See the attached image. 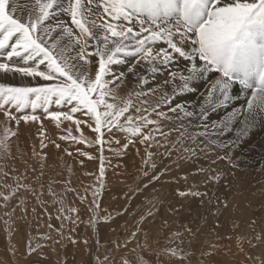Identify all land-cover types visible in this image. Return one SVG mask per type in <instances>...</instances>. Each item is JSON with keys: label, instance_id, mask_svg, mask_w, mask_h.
Returning a JSON list of instances; mask_svg holds the SVG:
<instances>
[{"label": "rangeland", "instance_id": "1", "mask_svg": "<svg viewBox=\"0 0 264 264\" xmlns=\"http://www.w3.org/2000/svg\"><path fill=\"white\" fill-rule=\"evenodd\" d=\"M29 1L22 0L23 3ZM23 3L14 2V7L17 9ZM34 4L35 0L31 7ZM22 16L27 19V15ZM61 18L68 27L75 28L70 16L62 13ZM132 61L128 68L135 64V59ZM0 62H3L2 58ZM116 66L111 67L112 71L119 70ZM128 68L124 72V82L129 74ZM146 72L144 76H147ZM37 79V83H43ZM30 84L23 86H34ZM159 84L165 85L164 82ZM143 86L135 81L121 98L133 90H143L148 93V100L152 95ZM173 93L168 95L171 103L175 101ZM182 96L177 98L181 99ZM153 100L152 104L143 107H155L160 99ZM136 103L139 106L138 100ZM171 103L162 102L158 110L166 108L165 113L175 116V113H169V106L173 107ZM67 106L51 103L48 109L67 112ZM14 112L15 109H12L16 116L35 114L40 119L29 121L37 127L31 133L26 131L23 136L17 131L23 121L19 125L11 121L7 122L8 126H0V136L3 135V128L9 125L16 133L9 137L7 148L0 147V264H218V252L227 256L225 252L230 245H233L238 255L245 247L246 264H253V258L264 253V242L255 238L258 234L264 237V208L261 207L262 212L259 207H251L256 189L264 181V165L246 167L243 178H227V167L221 173L219 169L211 171L212 179L186 178L182 174L192 159H196L207 148L217 147L218 130L209 133L207 138L194 134L195 140L185 137L182 142L179 139L182 131L176 126L177 119L162 120L160 127L168 133L167 138L156 134V141L163 146L154 143L148 147L143 156L148 161L146 163L140 160L142 157L134 160L133 151L136 149L133 147L139 145H133L132 149L129 145L124 148L127 144L125 139L131 142L139 136H129L116 128L108 132L105 128L102 130L103 143H96L97 134L92 131L94 121L84 115L82 118L80 112L73 114L74 119L85 121L80 125L79 132L71 121L68 122L73 124L72 128H68L65 123L57 127L56 122L46 118L42 108L33 112L31 107H27L21 113ZM0 116L4 120L2 112ZM206 118L201 117L197 121L200 122L197 123L200 131L205 129L206 123L201 124V121ZM152 119L158 118L153 115ZM47 122L50 125H46ZM90 124L92 127H89ZM69 129L72 136L78 138L83 133L86 142L71 137L62 139L68 136ZM209 139L216 141V144H210ZM185 147L194 149V152L183 151ZM235 151L236 154L239 152L238 149ZM136 152L139 153V150ZM148 153H152L151 158ZM163 161L170 163L162 166L160 162L163 164ZM223 163L226 165L228 161ZM228 167L232 169L229 163ZM217 176L219 179H215ZM180 192H198L200 195L181 196ZM5 195L9 196L7 201L3 199ZM81 197H84L83 202ZM240 204L244 208L238 209ZM70 209L76 211L71 212ZM141 217H144L142 221ZM260 217L262 221L258 220ZM133 232H136L135 237H132ZM29 246L34 251L29 252ZM169 249H175L176 255H172ZM222 262L219 261L220 264ZM237 264H242V257L237 260Z\"/></svg>", "mask_w": 264, "mask_h": 264}, {"label": "snow or ice", "instance_id": "2", "mask_svg": "<svg viewBox=\"0 0 264 264\" xmlns=\"http://www.w3.org/2000/svg\"><path fill=\"white\" fill-rule=\"evenodd\" d=\"M9 9V0H0V58L3 59L0 73L39 78L43 83L21 87L0 83V112L4 116L0 123L15 121L19 125L21 121H38L40 118L35 114L16 116L12 109L21 113L27 107L33 112L42 108L46 118L56 122L57 127L71 121L79 132L85 121L74 119L73 114L80 112L94 121L95 126L89 127L97 134L96 143H103V129L111 132L116 128L129 136H139L140 142L148 147L154 143L163 146L155 139L157 133L165 138L168 135L161 129L160 121L181 119V113L183 118H191L196 113L180 104L169 107L175 117L159 111L162 102L171 103L167 92L155 107H143L148 104V93L143 90H133L121 98L117 89L124 82L125 74L113 76L111 66L124 63L127 57L135 58L128 73L136 77L140 86L146 83L138 71L140 67L157 72L158 65L167 66L177 56L190 62V66L186 74L170 72L165 85L174 84L178 78L179 87L185 90L189 81L205 73H218L200 105L201 117H206L217 101H228L234 84L250 91L246 109L240 113L234 110L224 121L213 125L221 133L231 129L238 115L243 116L238 121L243 124L238 136L247 131L258 115L264 116V0H67L66 5L64 0H35L26 20L14 14L15 7ZM60 13L70 16L78 32L63 23L46 25V21ZM76 49V55H71ZM110 76L113 78H106ZM150 92L156 95V91ZM51 103L68 105L69 111H49ZM153 115L158 119H152ZM14 135L10 127H4L0 147L7 148L9 137ZM186 135L187 129L180 133L179 139L182 141ZM196 135L207 138L209 133L205 130ZM69 137L86 142L83 133L78 138L72 136L71 129L67 137L61 138ZM208 142L216 144L214 140ZM218 146L230 148V145ZM183 151L194 152V149L185 147ZM151 155L148 153L149 158ZM179 195L200 193L180 192ZM3 199L7 201L9 196ZM135 235L133 232L132 237ZM256 239L264 242L259 234ZM31 251L34 249L29 246ZM169 251L176 255L175 249ZM253 264H264V253L254 257Z\"/></svg>", "mask_w": 264, "mask_h": 264}, {"label": "bare ground", "instance_id": "3", "mask_svg": "<svg viewBox=\"0 0 264 264\" xmlns=\"http://www.w3.org/2000/svg\"><path fill=\"white\" fill-rule=\"evenodd\" d=\"M27 1V0H26ZM32 1L30 0L29 2L23 3L22 0H11V5H10V10L12 7H14V2H20L23 3L19 6V8H17V11L14 13L17 17L22 16L23 15H27V12L29 10H31V6H32ZM65 2V0H64ZM62 13L58 14L57 16L52 17L51 19H49L48 21H46V25H50V26H55L57 25V23H63V19L61 18ZM64 24V23H63ZM65 26H67L66 24H64ZM68 27V26H67ZM70 29H72L71 27H69ZM73 30L76 31V29L74 28ZM59 32V29L57 30ZM54 35H56L54 33ZM166 47V45H162ZM71 55H76L75 51L71 52ZM135 58L134 57H127L125 58V62L126 65L124 66L123 63L121 64H114L113 66H116L119 70L118 71H112L113 75L114 73L116 74H121V70L123 71L122 73L125 72V70L128 68L127 66L132 63ZM135 62V61H134ZM190 66V62L185 61L182 57H178L172 61L171 63H169L167 66L164 65H158L159 71L157 72H151L149 71L147 68L145 67H140L138 69L139 73L142 74L143 76L145 75V71H147V76H144L146 78V83L144 84L143 87L144 90L146 89L147 92H149V94H151L150 90H154L156 91V95L155 96H150V98L148 99V104H152L153 103V99H160V97L167 92L168 95L171 93H173V88H176V91L173 93V99L175 101H172V106L175 107L177 104L183 105L187 110L189 111H194L196 113L195 116L191 117V118H183V114L181 113V119H177V124L176 126L179 127L180 131H184L185 129H187V135L185 137L189 138L192 140V137L195 136L194 134H197L199 132H202V130L200 131V129H198V125L197 122L198 120H200L201 115H200V105L204 103L205 97L207 95V91L210 88L212 82L217 79L218 77V73H205L203 76L196 78L195 80L189 81V87L185 90H181V88L179 87V85L181 84V82L179 81V79L177 78V80L175 81L174 84H169V85H164L162 86L161 84H159L160 82H164L167 78H168V74L170 72H178V73H185L186 74V69L187 67ZM127 67V68H126ZM126 68V69H125ZM121 69V70H120ZM127 73V72H126ZM128 74V73H127ZM126 75V74H125ZM115 76V75H114ZM111 79V78H109ZM38 79L33 80L30 77H21L20 75H15L13 76L12 74H3L0 73V83L4 82V83H9V84H15L18 86H23V85H36ZM137 81L136 77H134L132 74H128L127 76V80L123 83H120L119 88L117 89L119 96L122 97L123 95H125L127 93V91H129L132 87V84ZM35 82V83H34ZM135 85V84H134ZM133 85V86H134ZM160 86V87H159ZM112 87V86H111ZM146 92V91H145ZM180 95H184L182 96L181 99H178L177 97H179ZM250 95V91H244L242 90V88L240 87L239 84H234L233 87L229 90V96L230 99L224 103H221L219 101H217L211 108H209L208 112H207V118L203 119L205 121H201V124H205V130H207L208 133H216L217 130L213 129V125L214 124H219L221 121H224L227 117L228 114L233 112L234 110H236L238 113L242 112L244 109H246L247 107V98ZM152 97V98H151ZM171 98V96H170ZM222 99V98H221ZM169 100V99H168ZM170 104V103H169ZM63 106V105H62ZM61 106V107H62ZM66 106V105H64ZM57 107V106H56ZM69 107V106H67ZM170 107V106H169ZM51 108V107H49ZM66 108V107H65ZM161 110V109H160ZM166 108H164V112ZM168 110V109H167ZM162 111V110H161ZM15 113V112H14ZM170 113V112H169ZM41 114V113H40ZM46 114V113H45ZM172 114V113H171ZM176 115V114H175ZM199 115V116H197ZM83 116V115H82ZM175 117V116H173ZM81 118V116H80ZM84 118V116L82 117ZM81 118V119H82ZM243 120V116L242 115H238L236 120L233 121L232 125H231V129L230 130H225L222 133L218 132L216 134V136L219 138L218 142H217V147L215 148H207V149H203L204 151L202 153H200V155H198V157L196 159H192L190 161V165H187L186 171H184V175H186V178H209L212 177L210 176L211 171L212 172H216L218 169L220 171V173L222 172V169L224 167H227L226 172L228 174L227 178H243L244 177V169L247 167L252 168L253 166L258 167L261 165H264V116L262 115H258L254 121V123L247 129V131L241 135L238 136V130L243 128V124L239 123L238 121H242ZM4 120H2L1 116H0V122H3ZM193 121V122H192ZM22 122V121H21ZM40 122V121H39ZM62 123H65V125L70 128L71 126H73L72 123L68 122V121H64ZM85 123V122H84ZM88 123H91L88 120ZM166 123V122H165ZM4 124L5 126H8L7 122L4 123H0ZM21 124V123H20ZM39 124V123H37ZM50 123L47 122L46 125ZM72 124V125H71ZM174 124V123H173ZM3 125V127H4ZM57 125V124H56ZM61 125V124H60ZM170 125V124H169ZM193 125L197 126L196 128L193 127ZM9 127H11V125H9ZM37 127V125L35 123L32 122H23L19 128H18V132L22 133V136L25 134V132H32L34 131ZM74 127V126H73ZM171 127V126H170ZM173 127V126H172ZM1 128V127H0ZM72 128V127H71ZM14 129V128H13ZM12 129V130H13ZM177 129V128H175ZM54 130V129H53ZM174 130V129H172ZM171 130V131H172ZM14 131V130H13ZM73 131V130H72ZM199 131V132H198ZM175 130H174V134H175ZM66 134V133H65ZM88 136V135H87ZM176 136V134L174 135ZM28 137V136H27ZM30 137V136H29ZM32 137V136H31ZM136 137V136H135ZM172 137V136H171ZM216 137V139H217ZM167 138V137H166ZM175 138V137H174ZM177 138V137H176ZM141 138H134L131 140V142L127 139H125V143H127V145L130 146V148L132 149L133 145H139L138 147H133V149H136L135 154H134V160H139L140 157H142L140 160L145 161V157L144 154L147 152L146 149L148 148L147 144H142L140 142ZM158 139V138H157ZM165 139V137L163 138ZM178 139V138H177ZM186 139V138H184ZM183 139V140H184ZM35 140V139H33ZM169 140V139H168ZM190 140V141H191ZM208 140V139H207ZM210 140V139H209ZM213 140V139H212ZM15 141V140H14ZM32 141V140H31ZM161 141V140H160ZM176 141V140H175ZM206 141V140H205ZM233 141H235V143H232ZM174 142V141H173ZM183 142V141H182ZM194 142V141H191ZM189 144H192V143ZM16 143V141L14 142ZM130 143V144H129ZM161 143V142H160ZM172 144V143H171ZM163 145V144H162ZM201 145V144H200ZM218 145H230L229 149H225L223 147H219ZM8 146V145H7ZM18 146V145H17ZM166 146V145H165ZM22 147V146H21ZM169 147V146H168ZM33 148V147H32ZM4 149V147H3ZM18 149V148H17ZM158 148H155L154 150H157ZM236 149L239 150V152H237L236 154ZM10 150V149H9ZM137 150H139V153L136 152ZM166 150V149H165ZM164 150V151H165ZM168 150V149H167ZM176 150V149H175ZM149 151V150H148ZM159 151V150H158ZM177 151V150H176ZM175 151V153H176ZM235 151V152H234ZM10 154L14 155L12 152L9 151ZM60 153V152H59ZM62 153V152H61ZM181 153V152H179ZM58 154V153H56ZM55 154V155H56ZM152 154V153H151ZM199 154V153H198ZM241 154V155H240ZM59 155V154H58ZM57 155V156H58ZM132 155V154H131ZM17 156V155H16ZM133 156V155H132ZM156 156V155H155ZM179 156V155H178ZM189 156V155H188ZM187 156V157H188ZM10 157H13L10 155ZM55 157V156H54ZM160 157V156H158ZM175 157V156H174ZM180 157V156H179ZM219 157H226L225 159H220ZM65 158V157H64ZM165 158V157H164ZM178 158V157H177ZM182 157H180L181 159ZM21 159V158H18ZM52 159V158H51ZM56 159V158H55ZM62 159V158H61ZM156 159V157H155ZM25 160V159H24ZM129 160V159H128ZM131 160V159H130ZM152 160V159H151ZM228 161L229 164H231L232 169L228 167V163L225 165V163H223L224 161ZM229 160L231 161V163L229 162ZM23 161V160H22ZM52 161V160H51ZM58 161V160H56ZM60 161V160H59ZM76 161V160H75ZM160 161V160H159ZM171 161V160H170ZM170 161H163V164L160 165L162 166H166L169 165ZM174 161V160H173ZM77 162V161H76ZM129 162V161H128ZM133 162V160H132ZM131 162V163H132ZM150 162V161H149ZM196 162V163H195ZM59 163V162H58ZM61 163V162H60ZM63 163V161H62ZM61 163V164H62ZM68 163V162H67ZM73 163V162H72ZM141 163V162H140ZM174 163V162H173ZM48 164V163H47ZM55 164V163H53ZM66 164V163H65ZM64 164V165H65ZM121 164V163H120ZM157 164V163H156ZM172 164V163H171ZM59 165V164H57ZM62 165V166H64ZM69 165V164H67ZM77 165V163H76ZM234 165V166H233ZM78 166V165H77ZM230 166V165H229ZM49 167V166H48ZM131 167V166H130ZM79 168V167H78ZM132 168V167H131ZM211 168V169H210ZM66 169V168H65ZM64 169V170H65ZM75 169V168H74ZM129 169V168H127ZM180 169V168H179ZM73 170V168H72ZM77 170V169H76ZM201 170V171H199ZM126 170H124L125 172ZM128 171V170H127ZM67 172V171H66ZM78 172V171H77ZM123 172V171H121ZM138 172V171H137ZM241 172V173H239ZM248 172V171H246ZM118 173V172H117ZM167 173V172H164ZM179 173V172H178ZM209 173V174H207ZM116 175V174H115ZM213 175V174H212ZM75 176V175H74ZM117 176V175H116ZM121 176V175H120ZM118 176L119 178H122ZM135 176V175H134ZM219 176V175H218ZM115 177V176H114ZM185 177V176H184ZM253 177V176H252ZM28 178V177H27ZM111 178H113L111 176ZM117 178V177H116ZM118 179V178H117ZM176 179V178H175ZM196 179V180H197ZM200 180V179H199ZM235 181V180H234ZM133 182V181H132ZM189 185V184H188ZM25 187V186H24ZM153 187V186H152ZM203 187V186H202ZM257 194H255L254 196V201L251 202V207H259L260 210L263 212L264 208V181L261 182L258 185V189H256ZM254 191V193L256 192ZM246 196V195H245ZM248 197V196H247ZM245 198V197H244ZM246 199V198H245ZM107 201V200H106ZM242 201H240L241 203ZM250 203V201H249ZM248 205V204H247ZM83 206V205H82ZM87 206V205H86ZM232 206V205H231ZM243 207V205H239L238 209ZM247 207V206H246ZM262 207V208H261ZM237 209V210H238ZM246 209V208H245ZM125 214V213H124ZM230 214V213H227ZM262 214V213H261ZM173 215V214H172ZM247 215V214H246ZM117 216V215H116ZM263 217V216H262ZM76 218V217H75ZM261 218V217H260ZM258 220L262 221V218ZM170 219V218H169ZM257 220V221H258ZM107 225V224H106ZM171 225V224H170ZM258 227V226H257ZM238 228V227H237ZM68 229V228H67ZM238 231V230H237ZM238 233V232H236ZM58 234V233H57ZM255 237V236H254ZM59 238V237H58ZM256 238V237H255ZM98 239V238H97ZM239 244V243H238ZM242 244V243H240ZM234 245H235V241H234ZM255 245V244H254ZM233 245L227 246L228 249H226L225 254L227 253V256L224 257V255L222 256V253L218 252V257H219V261H222V264H227L229 262V264H237V260H240L242 257V264H246V260L244 257L245 254V247L242 248L243 252L241 253V255L237 252V250L233 249L232 247ZM248 249V248H247ZM240 250V249H239ZM241 250V251H242ZM248 251V250H247ZM217 253V252H216ZM205 254V253H204ZM247 254V253H246ZM256 255V254H255ZM133 256V255H132ZM205 257V256H204ZM256 257V256H255ZM202 258V257H201ZM197 260V259H196ZM199 260V259H198ZM170 261V260H169ZM218 261V264H220ZM217 264V263H215Z\"/></svg>", "mask_w": 264, "mask_h": 264}]
</instances>
